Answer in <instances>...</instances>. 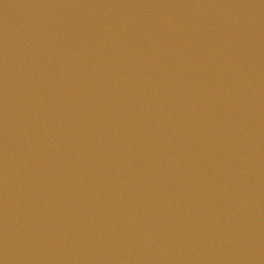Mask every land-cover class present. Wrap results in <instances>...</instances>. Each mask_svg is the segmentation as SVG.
<instances>
[{
	"label": "water",
	"instance_id": "1",
	"mask_svg": "<svg viewBox=\"0 0 264 264\" xmlns=\"http://www.w3.org/2000/svg\"><path fill=\"white\" fill-rule=\"evenodd\" d=\"M0 264H264V0H0Z\"/></svg>",
	"mask_w": 264,
	"mask_h": 264
}]
</instances>
